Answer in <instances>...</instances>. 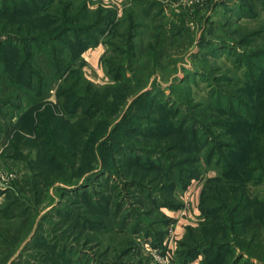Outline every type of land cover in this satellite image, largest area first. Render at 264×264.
I'll list each match as a JSON object with an SVG mask.
<instances>
[{
    "label": "trees",
    "instance_id": "1",
    "mask_svg": "<svg viewBox=\"0 0 264 264\" xmlns=\"http://www.w3.org/2000/svg\"><path fill=\"white\" fill-rule=\"evenodd\" d=\"M255 1L235 0L234 8L239 15H223V22L219 23L210 20L212 15L208 20L214 27L230 30L229 24L256 17L254 9L260 7L264 10V1L261 5H256ZM98 5L91 10L87 0H0V45L14 51L11 62L17 60L13 70L11 68L8 72V78L16 83L14 86H25L35 93L34 97L27 96L31 100L30 107L36 109L34 128L37 134L35 142L29 140L35 149L29 163L27 159L23 160L26 167H38L37 161L42 157L40 145L46 136L41 125L44 118L49 121L48 136H52L55 126L57 129L64 123L60 132L67 131L75 141L82 140L83 157H78L81 163L74 166L73 162L68 167L69 172L65 168L67 181L60 187L62 195L84 189L80 196L81 212L65 207V234L72 231L69 235L72 241L82 239L83 244H92L95 238L90 233L96 227L102 228V221L92 218L87 208L91 207L97 216L103 214L116 220L123 205L117 194L121 197L123 187L128 191L126 193L132 195L130 191H134L133 195L151 207L179 210L182 206L176 199V191L187 189L194 178L215 170L216 174L207 178L200 190L199 217L186 222L182 235L176 240L175 262L191 264L202 255L200 264H264V200L252 198L249 190L252 185L264 183V44H253L257 29L244 31L237 39V44L248 49L232 50L235 70L242 71L240 81L233 83L224 73L205 74L209 89L205 97L198 100L182 81L184 84L194 83L196 79L185 75L213 71L210 65L201 70L197 65L192 69L184 67L183 79L163 77L165 82L152 77L155 71L147 67L150 60L156 65L165 55L162 46L165 45L166 27L176 35L190 30L183 23V14L175 16L178 19L163 21L167 17L163 10L153 14L160 6L158 2L128 0L107 41L112 52L117 43L126 47L123 51L125 61H117L111 66L109 59L112 78L109 83L97 86L85 76L81 60V66L74 67L67 55L78 51L73 53L72 62L79 59L90 44L97 43L103 25L115 16L114 5ZM235 17L236 21H232ZM176 21L181 25L173 24ZM142 29L149 32V39L141 48L136 37ZM204 38L198 39L202 46L200 51H207L217 44L231 46L223 39L209 42ZM206 43L208 47L203 46ZM138 49L140 52L136 51ZM37 53H44L47 65L53 71L52 77L46 69H41L39 60H34ZM195 54L192 56L197 57ZM0 60L3 64L8 63L5 56ZM65 67L70 69L61 84L58 102L66 117L55 119L49 107L39 109L42 102L39 94L47 87L49 79L60 78ZM215 70L221 71V67ZM176 71L174 67L173 73ZM168 82L170 84L162 85ZM240 83L242 88L239 91L230 90L231 85ZM167 89L178 95H170L171 91L166 93ZM10 96L19 98V94L11 93ZM4 100L7 101L3 103L5 105L12 99L7 97ZM73 118L77 120L72 122ZM25 139L18 136L12 143L17 158L21 156L20 148ZM47 146L45 144L44 149ZM55 149L56 145L51 147L52 151L49 149V159ZM107 170L116 179V190L92 193L95 178L99 174H108ZM73 176L76 178L69 179ZM24 183L30 186L29 199L12 195L13 198L0 207V239L1 245L10 253L7 258L16 250L15 240H24L35 225L30 239L23 245L24 251L32 249L43 233L42 229L39 230L42 220L56 210L52 205L35 224L36 206L43 202L44 191L38 179H26ZM153 197L157 199L153 200ZM31 200L32 210L28 211L25 207ZM17 208L19 212L14 213ZM129 210L125 209L120 227L128 224L132 217ZM161 218L159 222L165 226L174 221L164 212ZM132 228L138 230L139 226L134 224ZM164 234L165 231L157 233L154 244L161 245ZM51 246L50 258H60L64 264L92 261L77 251L72 263L65 255L71 247L67 242L56 240ZM127 253L128 249L122 248L105 264H129L120 261ZM22 254L23 251L16 256L17 262L23 258ZM6 256L1 258L0 264L5 263ZM94 260L96 264H102L97 256Z\"/></svg>",
    "mask_w": 264,
    "mask_h": 264
},
{
    "label": "rangeland",
    "instance_id": "2",
    "mask_svg": "<svg viewBox=\"0 0 264 264\" xmlns=\"http://www.w3.org/2000/svg\"><path fill=\"white\" fill-rule=\"evenodd\" d=\"M128 0H87L89 8L91 10H95L100 5L108 6L114 5L116 7L115 16L112 17V20L107 24L103 25L102 32L98 35L97 43L90 44L85 51L89 52V55L85 61L83 58L82 52L80 58L75 62H72L73 53H78V51L70 52L67 55V59H71V63L74 67L78 65L81 66L80 60L82 62V69L85 76L90 79L95 85L100 86L110 82L112 78V74L110 73L111 64L117 63V61H125L123 51L126 50V47L122 44H118L115 47V50L112 52L110 50L109 45L107 44L108 37L111 34V31L115 24L119 22V19L122 16V9L124 4ZM156 1L160 4L157 7L153 14L159 13V11H164L167 15L166 19L163 21L169 22V20L178 19L175 16L183 14V20L185 25L190 29L188 32H181L179 35L173 34V31H169L170 27H166L165 30V45L162 48L165 50L164 57L161 61H158V64L152 65V60L149 61L147 65L148 69H153L155 72L152 77H156L157 80L163 81V77H168L169 80H172L174 77H178L179 79H183L185 73L183 72L184 67L193 68L195 65L201 70L203 67H208L209 65L214 68L213 71L201 72V74L191 73L186 74L185 77L190 79H196L195 82H188L186 84L185 81H182V85L188 86V88L192 89V94L195 95L196 99L200 100L205 97V93L208 91L207 80L205 79L207 76L205 74L218 75V73H224L231 80L235 82L240 81V76L242 71L235 70L234 56L235 51H241L248 49V47H243L240 44H237V39L239 35L244 33L249 29H257V34L253 36L252 41L254 45L264 44V10L259 7V9H254L253 13H256V17L243 18L239 21L231 18L233 22L229 24L230 30L227 28L214 27L211 21H215V23L223 22L221 18L223 15L232 16L237 15L238 12L234 8L235 0H205L202 3H194L191 0H151ZM264 0H256L255 4L261 5ZM120 10V14L117 15ZM186 12V14L184 13ZM225 12V14L223 13ZM189 14V15H188ZM4 17H8L6 14H2ZM211 16V21L208 20V16ZM174 17V18H172ZM181 17V16H179ZM171 18V19H170ZM206 20V21H205ZM212 23V24H211ZM173 24L181 25L180 22L176 21ZM172 25V24H171ZM240 26V28H239ZM233 28L234 30H231ZM151 34V33H150ZM204 38V41H215L220 42L221 39L225 40L229 45V48L224 44H217L216 46L209 48L207 51H200V38ZM149 39V32L142 29L139 36L136 37V41L140 42V47L142 48ZM191 40V43L189 42ZM199 39V40H198ZM206 39V40H205ZM216 39V40H213ZM135 40V38H134ZM97 45L103 47L102 51L93 53L92 48ZM203 46L208 47L209 44H204ZM146 49V48H143ZM90 50V51H89ZM141 49L136 50L140 52ZM231 50V51H230ZM0 57L5 56L8 60L7 64H3L0 60V166L7 171V173H13L12 178L8 182L0 183V207H2L7 201L12 199V195H20V197L24 199H29L31 196L30 186L26 185L24 181L27 179L28 181L38 179L41 183V190L44 191L42 198L43 202L40 205L36 206L38 209V213L35 216V224L40 220L41 215H43L46 211H49L52 207H56L53 215H49L48 217L42 220V224L39 227V230L42 229L43 233L39 235V241L34 244L32 249L25 250L24 246L27 244V241L30 239L32 235V230L37 227L33 226L28 236L24 240H15L14 247L16 250L12 253L10 257L7 256L10 254L7 252V247L1 245L0 239V263H2L1 258L6 256V260L4 264H31L35 263H43V264H64L65 262L58 258H50V252L52 250L51 245L56 242V240H60L62 242H67L70 245V250L66 251V257L71 258V262H74L75 254L79 251V254L84 258H89L92 261L88 264H96L94 257L97 256L98 260L101 261L102 264H105L106 261H111L114 259V254L117 253L120 249H128L129 253H127L124 257L121 258L122 263L129 264H158L153 256L152 252L155 249H158L161 245L154 244L155 239L158 236L157 233L160 231L167 230V226L163 223L159 222L162 219L163 212H165L166 208H159L157 206L151 207L144 203L141 198L133 195L134 191H130L132 193L128 194L126 188H122V195L117 194V199L122 201V209L119 210V215L116 217V220L106 218L103 214H99L98 216L94 213L91 207H88V211L92 218H99L102 221V228L96 227L90 235L94 236L95 240L92 244H83L82 239L80 242L72 241L73 238L69 237L70 233L65 234L67 229L66 224V215H65V207H69L74 209L76 213L82 211L81 208V192L84 191L83 188H78L69 192L68 194L62 195V188L64 182L67 181L66 173L64 172L65 168L68 170V167L72 165L74 162V166L78 163V157H83V152H81V141L80 139L74 140V137L66 132H60L63 129L62 124L61 127L56 126L54 128V132H51L52 136H48V128L47 123H49L47 118H44L42 121V128L45 131L43 134L44 140L42 142L41 151L42 157L37 161L38 167H32V169H28L24 163V159L30 162L29 158H33L34 156V144L33 142H29V140H33L35 142V136L37 131L34 128L35 125V115L34 112L36 109H32L30 107L31 100L27 96L34 97L35 93L25 86L23 88L16 83L8 75L15 67V62H11L13 60L14 51L10 48H6L4 45H0ZM91 53V54H90ZM192 53H196L195 56H192ZM109 59L110 65L109 66ZM35 61L39 60L41 69H46L49 73V77H52L53 71L47 65V61L45 59L44 53H37L35 55ZM11 62V63H10ZM109 66V67H108ZM221 67V71H216V67ZM176 67L177 71L173 73V69ZM68 67L63 69V73L60 75V78L55 80L48 81V85L40 92V96H42V102L39 109L44 107H49L53 112L55 119H59L60 117H66L63 115L59 102H58V94L61 88V84L66 77V74L69 73ZM204 74V75H203ZM152 79V78H151ZM171 82V81H170ZM162 83L163 86L170 84ZM161 83V82H160ZM242 88V83L238 85H231L230 90L234 91L235 89L239 91ZM23 89V90H22ZM166 93H170V89L165 90ZM186 92V91H185ZM19 94V98H12L10 94ZM28 94V95H27ZM170 95H178L177 92L171 91ZM10 97L9 104H3L6 100L5 98ZM9 101V100H8ZM7 102V101H6ZM18 104V106H17ZM18 107L15 109V107ZM26 111V112H25ZM43 111V110H41ZM40 111V112H41ZM25 112V113H24ZM77 120V118H73L72 122ZM164 125H166L167 121L164 120ZM72 122L69 123V127ZM36 125L38 122L36 120ZM54 126V124H53ZM60 132V133H59ZM42 134V135H43ZM18 136H23L25 139V143L23 146L21 145L20 158H17L15 154V147L12 143ZM48 136V140L46 137ZM48 145L46 149H44V145ZM56 145V149L52 153V159L48 158V155L51 153V147L53 148ZM39 147V145H38ZM49 149L51 151H49ZM32 155V156H31ZM47 155V156H46ZM52 161V162H51ZM56 166L54 167V164ZM56 168V169H54ZM109 173L99 174L97 178H95V182L93 185V192H106L107 189H115V178L111 176V172L107 170ZM76 174V172H75ZM216 174L215 170H209L208 172L203 173L198 178H194L191 183H194L191 188L178 190L175 193L176 199L180 202L181 206L185 205V203H191V200L195 199L197 202L198 191L201 190L204 181L212 177ZM98 175V174H97ZM96 175V176H97ZM73 176L69 179H75ZM191 185V184H190ZM189 185V186H190ZM250 193L253 195L252 198H258L264 200V183L258 185H252L249 187ZM88 191V190H86ZM79 193L78 195L73 196L72 194ZM83 193V192H82ZM35 193L32 194V200L34 199ZM200 196V195H199ZM120 197V198H119ZM135 199L137 202L135 203ZM153 200L157 199L156 197L152 198ZM28 201V206L25 209L32 210L30 205L33 204V201ZM199 201V199H198ZM77 203V204H76ZM134 204V206H133ZM188 204V203H187ZM198 205V203H197ZM193 205L191 203V211H198V214L194 217L197 219L199 217L198 206ZM143 207V209H142ZM180 207V208H182ZM130 209L129 212H132V217H137L128 219V224L125 223L120 227L121 218L125 215V209ZM179 208V209H180ZM18 213L19 209L15 210ZM193 213V212H192ZM192 213L190 216H192ZM31 215H34L32 213ZM167 215V214H166ZM132 219V220H131ZM194 219V221H195ZM12 221H15L13 219ZM193 222V221H192ZM59 223V224H58ZM106 226L104 227V224ZM134 224L139 226L138 230L132 228ZM78 231V230H75ZM84 233L82 236H84ZM165 236V234H164ZM69 237V239H67ZM11 239V238H10ZM118 240V242H116ZM162 244V243H161ZM24 245V246H23ZM74 250V251H73ZM23 251L21 260L16 261V256ZM230 256V255H227ZM46 261H45V260ZM198 259L201 262L202 255L198 256ZM16 261V262H14ZM14 262V263H12Z\"/></svg>",
    "mask_w": 264,
    "mask_h": 264
},
{
    "label": "built area",
    "instance_id": "3",
    "mask_svg": "<svg viewBox=\"0 0 264 264\" xmlns=\"http://www.w3.org/2000/svg\"><path fill=\"white\" fill-rule=\"evenodd\" d=\"M191 1L199 4L204 2L205 0H191ZM119 14H120V10L118 11L117 15ZM12 176L13 173H7V171H5L0 166V183L8 182L12 178ZM187 203H185V205H183V207L179 209V217L177 219H174V221L168 225L161 246L152 252V256L158 264H177L174 258L175 243L176 240L178 239L175 225L179 221V218L183 220L188 219L191 210V203L190 201Z\"/></svg>",
    "mask_w": 264,
    "mask_h": 264
},
{
    "label": "crops",
    "instance_id": "4",
    "mask_svg": "<svg viewBox=\"0 0 264 264\" xmlns=\"http://www.w3.org/2000/svg\"><path fill=\"white\" fill-rule=\"evenodd\" d=\"M102 48L103 47H101V46H99V45H97L96 47H94V48H92L93 50H95V51H92L93 53H96V52H98V50H99V52H101L102 51ZM90 51V50H89ZM84 55H83V58L85 59V61L86 60H88L87 58L88 57H86V56H88L89 55V52L88 51H85L84 53H83ZM91 54V53H90ZM193 184L194 183H191V185L188 187V189L189 188H191L192 186H193ZM199 194H200V191H198V195L196 196V193H195V197H197V202H196V199H195V203H194V200L192 199L191 200V203H192V208H193V205L195 204V205H197V203H198V199H199ZM190 201V200H189ZM194 210V209H193ZM191 211L190 210V214L192 213V216H190L189 215V217H188V219H181V218H179V221L177 222V224L175 225V227H176V231H177V238H180V236L182 235V233H183V224L185 223V222H192V221H194V217L198 214V211L197 210H195V211ZM165 214H167L169 217H171L173 220L174 219H177L178 217H179V210H169V209H165V212H164ZM191 264H200V260L197 258L194 262H192Z\"/></svg>",
    "mask_w": 264,
    "mask_h": 264
}]
</instances>
